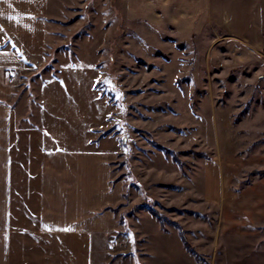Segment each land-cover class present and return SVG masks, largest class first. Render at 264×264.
I'll list each match as a JSON object with an SVG mask.
<instances>
[{
    "label": "rangeland",
    "instance_id": "obj_1",
    "mask_svg": "<svg viewBox=\"0 0 264 264\" xmlns=\"http://www.w3.org/2000/svg\"><path fill=\"white\" fill-rule=\"evenodd\" d=\"M50 16L59 31L48 36L45 63L17 83L18 109L38 104L61 147L84 144L88 128L108 122L100 137H111L112 179L126 192L118 209L147 217L138 221L145 240L169 255L154 263L264 264V66L132 25L125 0H50ZM204 193L226 195L227 205ZM141 206L183 228L200 259L171 222L163 230Z\"/></svg>",
    "mask_w": 264,
    "mask_h": 264
},
{
    "label": "crops",
    "instance_id": "obj_2",
    "mask_svg": "<svg viewBox=\"0 0 264 264\" xmlns=\"http://www.w3.org/2000/svg\"><path fill=\"white\" fill-rule=\"evenodd\" d=\"M125 13L132 25L264 66V0H125ZM51 18L50 0H0V264L164 263L169 255L145 240L148 231L138 223L147 217L118 209L126 192L112 179L111 137H100L108 122L88 128L84 144L61 147L38 104L18 109L17 83L45 63L48 36L59 31ZM222 177L219 186L227 183ZM224 194L215 201L204 196L227 205Z\"/></svg>",
    "mask_w": 264,
    "mask_h": 264
},
{
    "label": "trees",
    "instance_id": "obj_3",
    "mask_svg": "<svg viewBox=\"0 0 264 264\" xmlns=\"http://www.w3.org/2000/svg\"><path fill=\"white\" fill-rule=\"evenodd\" d=\"M155 145H156L160 150H162L165 154H169V153H171V154H172V158L177 162V164H178L179 166H182V165H183L182 161H179V160L177 159V156H176V153H175V152H173V151H171V150H169V149L163 147V146L160 145V144H155ZM259 174H260V175H264V170H263V171H260ZM140 208L143 209V210H145V211H147V212H149V213H150V214H151V215H152V216H153V217H154V218L160 223L161 228H162L163 230H166V228H165V224H166V223H170L171 221H168V219H166L164 216H162L160 213H158V211H156L152 206H141ZM170 224L174 225V226L178 229V231H179V233H180V236H181V238H182L183 244H184L185 248L188 250V252H190L191 254L195 255V256H196V259L199 260L200 257H199V255L195 252V250L192 248V246L189 244V242H188V240H187V238H186V236H185V231L183 230V228H181L179 225L174 224V223H172V222H171Z\"/></svg>",
    "mask_w": 264,
    "mask_h": 264
}]
</instances>
